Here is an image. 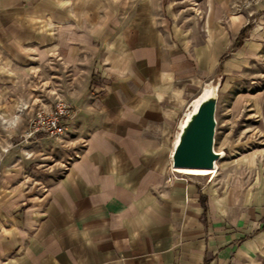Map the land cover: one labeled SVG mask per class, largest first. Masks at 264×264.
Wrapping results in <instances>:
<instances>
[{
	"label": "crops",
	"instance_id": "obj_1",
	"mask_svg": "<svg viewBox=\"0 0 264 264\" xmlns=\"http://www.w3.org/2000/svg\"><path fill=\"white\" fill-rule=\"evenodd\" d=\"M164 10L0 0V98L5 77H61L64 137L79 143L45 178L0 147V264H235L256 251L257 202L213 180L221 168L202 183L167 179L163 143L223 46L209 30L171 27Z\"/></svg>",
	"mask_w": 264,
	"mask_h": 264
},
{
	"label": "rangeland",
	"instance_id": "obj_2",
	"mask_svg": "<svg viewBox=\"0 0 264 264\" xmlns=\"http://www.w3.org/2000/svg\"><path fill=\"white\" fill-rule=\"evenodd\" d=\"M163 7L171 27L209 30L223 46L208 81L210 85L217 84L213 147L215 151H223L216 161L221 169L213 180L226 191L235 187L237 191L243 190L244 196L249 191L250 200L257 202L256 211L253 210L256 216L252 213L251 218V231L254 227L257 231V249L243 254L235 264H264V0H163ZM245 26L249 28L237 41ZM51 74L42 79L18 75L11 82L5 77L0 98L7 103L0 110L1 150L16 148L24 154L21 159L26 169L35 175L38 172L43 178L61 169L79 144L65 139V134L53 138L30 133L35 112L48 111L55 100L61 99L58 84L61 77ZM188 111L179 110L178 129L173 126L169 139L163 143L168 166L179 122ZM173 175L175 179L201 183L210 179L207 175L175 171ZM248 208L244 204L239 213H245Z\"/></svg>",
	"mask_w": 264,
	"mask_h": 264
},
{
	"label": "water",
	"instance_id": "obj_3",
	"mask_svg": "<svg viewBox=\"0 0 264 264\" xmlns=\"http://www.w3.org/2000/svg\"><path fill=\"white\" fill-rule=\"evenodd\" d=\"M216 92L198 104L186 124L179 129V138L170 155L175 168L211 169L221 158L214 150Z\"/></svg>",
	"mask_w": 264,
	"mask_h": 264
},
{
	"label": "built area",
	"instance_id": "obj_4",
	"mask_svg": "<svg viewBox=\"0 0 264 264\" xmlns=\"http://www.w3.org/2000/svg\"><path fill=\"white\" fill-rule=\"evenodd\" d=\"M72 112V107L64 100L57 99L50 110L39 109L35 112L31 121L30 133H43L48 137L58 138L65 134L66 120ZM171 170L168 180L175 179Z\"/></svg>",
	"mask_w": 264,
	"mask_h": 264
},
{
	"label": "bare ground",
	"instance_id": "obj_5",
	"mask_svg": "<svg viewBox=\"0 0 264 264\" xmlns=\"http://www.w3.org/2000/svg\"><path fill=\"white\" fill-rule=\"evenodd\" d=\"M217 89V84L214 85H210L209 83L204 87V89L202 90L201 94L198 95V97L192 102L191 105V110L188 112L187 114V118L186 121L183 125H181V128L186 124V122L189 120L191 114L196 110L198 104L201 102L202 99L212 95L215 93ZM183 123V122H182ZM180 125V124H179ZM179 138V134L176 136V139L174 140L173 143V148L175 146V144L177 143ZM219 152L221 155H223V151H217ZM172 170L178 173H183V174H191V175H196V176H205V175H214L216 173L217 170V162H215V165L213 168L211 169H205V168H175L171 165Z\"/></svg>",
	"mask_w": 264,
	"mask_h": 264
},
{
	"label": "trees",
	"instance_id": "obj_6",
	"mask_svg": "<svg viewBox=\"0 0 264 264\" xmlns=\"http://www.w3.org/2000/svg\"><path fill=\"white\" fill-rule=\"evenodd\" d=\"M249 28V26H245L244 28H242L241 29V31L239 32V36H238V38H237V41L238 40H240V39H242L243 37H244V35H245V32H246V30ZM236 41V42H237ZM237 45H238V43H236Z\"/></svg>",
	"mask_w": 264,
	"mask_h": 264
}]
</instances>
